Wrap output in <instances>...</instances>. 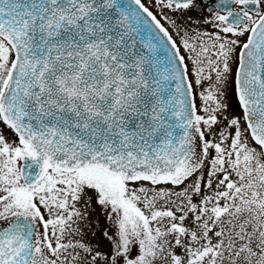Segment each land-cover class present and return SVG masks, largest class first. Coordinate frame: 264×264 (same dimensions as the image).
<instances>
[{"label":"snow or ice","instance_id":"6c2138e0","mask_svg":"<svg viewBox=\"0 0 264 264\" xmlns=\"http://www.w3.org/2000/svg\"><path fill=\"white\" fill-rule=\"evenodd\" d=\"M0 264H264V0H0Z\"/></svg>","mask_w":264,"mask_h":264}]
</instances>
